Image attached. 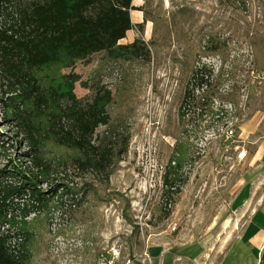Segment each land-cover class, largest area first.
<instances>
[{"label": "rangeland", "instance_id": "obj_1", "mask_svg": "<svg viewBox=\"0 0 264 264\" xmlns=\"http://www.w3.org/2000/svg\"><path fill=\"white\" fill-rule=\"evenodd\" d=\"M132 3L135 24L120 43H151L149 59L112 61L97 53L61 72L78 76L74 94L84 105L98 90L110 92L108 124L92 140L99 145L122 130L127 150L107 178L68 164L55 182L41 186L49 196L64 186L84 191L80 202L58 198L42 236L48 250L34 264H136L149 245L197 240L204 241L206 260L264 264V241L257 262L241 257L247 243L231 249L246 222L264 221V0ZM202 66L211 73L195 94L213 91L214 107L227 114L203 116L200 124V110L190 108L182 123L191 72ZM226 93L238 99V111L219 100ZM2 115L0 109V134L12 146L15 129ZM183 129L194 145L191 159L183 183L164 196L163 177ZM24 151L15 145L6 154L21 159ZM4 159L0 151L1 165Z\"/></svg>", "mask_w": 264, "mask_h": 264}, {"label": "trees", "instance_id": "obj_2", "mask_svg": "<svg viewBox=\"0 0 264 264\" xmlns=\"http://www.w3.org/2000/svg\"><path fill=\"white\" fill-rule=\"evenodd\" d=\"M131 4L132 0H0L1 119L15 129L12 146L0 134L5 158L0 164V264H34L48 250L42 236L48 232L51 211L60 204L58 198L72 196L80 202L84 188L62 185L50 191L51 196L42 189L57 180L60 168L71 164L79 174L107 178L126 152L128 139L122 130L105 143L95 145L92 140L96 129L108 124L110 92L98 90L84 105L74 94L78 76L61 72L97 53L112 61L149 59L151 43H119L132 29ZM219 72L223 79L222 67ZM210 73L204 66L191 72L179 108L182 123L190 108L200 110V124L203 116L220 119L227 114L222 106L214 107L213 91L195 94L206 87L204 78ZM219 100L238 111L234 95L226 93ZM181 133L163 177L164 196L183 183L182 169L194 148L189 132ZM15 145L26 149L21 159L6 154ZM93 196L99 197L95 191Z\"/></svg>", "mask_w": 264, "mask_h": 264}, {"label": "crops", "instance_id": "obj_3", "mask_svg": "<svg viewBox=\"0 0 264 264\" xmlns=\"http://www.w3.org/2000/svg\"><path fill=\"white\" fill-rule=\"evenodd\" d=\"M131 5H133V3ZM131 22L132 25L135 24L133 21ZM242 230L241 238L239 241L233 243L231 249L238 250L244 243H247L244 247V251L242 250L241 257L245 259L249 258L250 261L257 262L264 241V221L260 222L257 221V219L248 221L243 226ZM206 252L203 240H197L190 244H174L167 246L164 244H153L147 246L143 250L142 255L136 260V264H224L219 261L213 262L210 259L206 260Z\"/></svg>", "mask_w": 264, "mask_h": 264}, {"label": "built area", "instance_id": "obj_4", "mask_svg": "<svg viewBox=\"0 0 264 264\" xmlns=\"http://www.w3.org/2000/svg\"><path fill=\"white\" fill-rule=\"evenodd\" d=\"M245 157H246V152L243 151V152L239 155V159L242 160V159H244ZM127 264H129V263H127Z\"/></svg>", "mask_w": 264, "mask_h": 264}]
</instances>
